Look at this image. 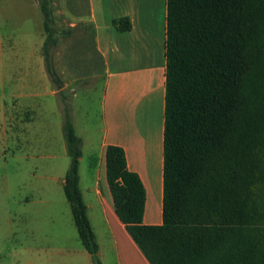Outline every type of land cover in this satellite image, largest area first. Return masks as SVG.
Segmentation results:
<instances>
[{"label":"trees","instance_id":"obj_1","mask_svg":"<svg viewBox=\"0 0 264 264\" xmlns=\"http://www.w3.org/2000/svg\"><path fill=\"white\" fill-rule=\"evenodd\" d=\"M39 7L46 55L56 39L47 1ZM111 22L131 28L127 16ZM165 61L162 222L143 223L142 181L123 148L109 144L114 211L150 264H264V0H166ZM61 108L63 193L96 261L78 187L81 138Z\"/></svg>","mask_w":264,"mask_h":264},{"label":"rangeland","instance_id":"obj_2","mask_svg":"<svg viewBox=\"0 0 264 264\" xmlns=\"http://www.w3.org/2000/svg\"><path fill=\"white\" fill-rule=\"evenodd\" d=\"M41 1L0 0V264H101L83 248L63 193L69 157L61 108L93 138L82 162L88 177L102 127L101 63L80 16L83 0H46L56 39L47 58ZM103 261L115 264L109 253Z\"/></svg>","mask_w":264,"mask_h":264},{"label":"crops","instance_id":"obj_3","mask_svg":"<svg viewBox=\"0 0 264 264\" xmlns=\"http://www.w3.org/2000/svg\"><path fill=\"white\" fill-rule=\"evenodd\" d=\"M82 5L85 9L80 16L90 23L102 69L99 75L102 127L96 135L97 147L88 155L87 177L85 172L82 174L84 148L93 138L87 133H78L72 123L75 134L81 138L78 187L96 237L101 264L108 253L115 264H150L114 211L106 177L105 151L109 144L123 148L127 168L138 174L144 186L143 223L160 224L166 0H83ZM122 16L130 19L131 28L119 32L111 21ZM93 223L106 238L104 247Z\"/></svg>","mask_w":264,"mask_h":264}]
</instances>
